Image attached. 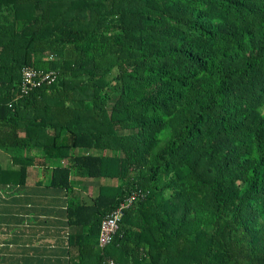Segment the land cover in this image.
<instances>
[{"label":"trees","instance_id":"obj_1","mask_svg":"<svg viewBox=\"0 0 264 264\" xmlns=\"http://www.w3.org/2000/svg\"><path fill=\"white\" fill-rule=\"evenodd\" d=\"M0 148L118 181L68 205L77 264H264V0H0Z\"/></svg>","mask_w":264,"mask_h":264},{"label":"crops","instance_id":"obj_2","mask_svg":"<svg viewBox=\"0 0 264 264\" xmlns=\"http://www.w3.org/2000/svg\"><path fill=\"white\" fill-rule=\"evenodd\" d=\"M20 153L43 159L37 149ZM15 154L0 148L1 169H19ZM41 164L27 168L23 184L0 182V264H77L81 245L71 238L76 228L69 225V203L92 204L101 189L119 184L116 179L72 174L69 189L57 188L51 180L59 162L46 168Z\"/></svg>","mask_w":264,"mask_h":264},{"label":"built area","instance_id":"obj_3","mask_svg":"<svg viewBox=\"0 0 264 264\" xmlns=\"http://www.w3.org/2000/svg\"><path fill=\"white\" fill-rule=\"evenodd\" d=\"M55 80L54 72H43L31 69L29 67H24L21 69V81H20V92L21 95H28L35 88L47 83L50 84ZM134 195L126 198L118 208L114 209L110 214H108L102 221L100 225V235H99V246L104 247L109 244L112 240L114 233L118 228V224L124 215V209L132 203ZM110 264H113L111 262Z\"/></svg>","mask_w":264,"mask_h":264}]
</instances>
